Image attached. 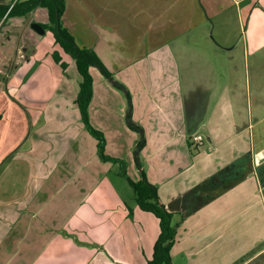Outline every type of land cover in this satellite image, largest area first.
Wrapping results in <instances>:
<instances>
[{"label":"crops","instance_id":"1","mask_svg":"<svg viewBox=\"0 0 264 264\" xmlns=\"http://www.w3.org/2000/svg\"><path fill=\"white\" fill-rule=\"evenodd\" d=\"M86 1L113 76L90 68L89 120L115 161L81 121L74 62L49 31L20 37L0 66V264H147L159 222L112 170L144 173L173 214L171 264H264V0ZM40 9L0 23L1 49Z\"/></svg>","mask_w":264,"mask_h":264},{"label":"trees","instance_id":"2","mask_svg":"<svg viewBox=\"0 0 264 264\" xmlns=\"http://www.w3.org/2000/svg\"><path fill=\"white\" fill-rule=\"evenodd\" d=\"M36 8L46 10L47 23L41 24V27L52 34L54 43L74 62L80 77L75 104L85 129L97 141L101 159L115 161L105 155L104 136L91 125L88 113L93 93V78L90 68H97L106 78H112V75L102 64L97 54L90 48L79 47L73 35L63 26L62 16L65 10V0H16L10 4L0 3V23L3 24L11 18L26 17ZM51 57L62 71L67 69L68 64L62 61L57 51H53ZM114 85L120 91H124L126 98L130 101L125 87L119 82H115ZM126 122L131 129L138 130L131 121L130 110L127 111ZM141 146L142 143L139 148ZM126 178L138 207L144 212L153 214L159 222V235L153 246L152 258L147 264H171L170 250L176 236V228L172 224L173 214L160 204L156 187L148 182L144 173H140V179L137 181L129 177Z\"/></svg>","mask_w":264,"mask_h":264},{"label":"rangeland","instance_id":"3","mask_svg":"<svg viewBox=\"0 0 264 264\" xmlns=\"http://www.w3.org/2000/svg\"><path fill=\"white\" fill-rule=\"evenodd\" d=\"M4 4H10L13 2V0H0ZM16 1V0H14ZM24 1V0H21ZM67 24H69L72 32L75 34L74 39L76 41V44L79 47H85V48H90V44L95 40L97 37V34L95 33V27L98 26L99 18L93 16V3L92 1H82V2H77L76 0H68V2L65 0V9L67 8ZM42 15H43V21L47 23V13L46 10L40 9ZM14 21L15 23L22 22L23 20L20 18H12L10 19ZM38 22V21H37ZM39 24V23H36ZM41 25V24H39ZM18 28L13 29V38H11L10 44H6L4 48L1 49L0 46V66L2 63V60L7 57V55H11L13 53V44L16 43L20 37L25 38L27 36V33H31L33 35H39L37 34L32 28H29L26 33H21V30L19 28V25H17ZM64 26V25H63ZM65 27V26H64ZM66 28V27H65ZM6 29H4L5 32ZM6 37L8 35H5ZM43 35H40V38ZM120 38H123V41L120 39L118 42H123L121 47L126 45L124 42H129V44H134L140 40V37L142 36L141 34H138L136 32L129 34H122L119 35ZM38 37V36H37ZM6 41V40H5ZM115 42V41H114ZM24 43V44H23ZM21 46H28L29 44L26 41H21L20 42ZM29 48V46H28ZM91 49V48H90ZM118 52H122L121 50H118ZM110 65H112V59L110 60ZM6 74H8L9 71H11L10 66H6ZM115 68V67H113ZM120 69V67H118ZM5 74V75H6ZM113 77V76H112ZM2 78L0 77V80ZM3 85V84H2ZM123 85V84H122ZM123 100V98H121ZM125 101V99H124ZM127 103V100H126ZM124 121V120H123ZM140 134V132H139ZM139 139V138H138ZM119 167V164H118ZM117 170H112L110 174L107 175V178L111 180L114 184L116 183L119 192L121 195L128 199V197H134L133 192L128 186L127 182L122 179L120 176L116 175Z\"/></svg>","mask_w":264,"mask_h":264},{"label":"water","instance_id":"4","mask_svg":"<svg viewBox=\"0 0 264 264\" xmlns=\"http://www.w3.org/2000/svg\"><path fill=\"white\" fill-rule=\"evenodd\" d=\"M30 27L39 35H44V29L41 27V25L32 23Z\"/></svg>","mask_w":264,"mask_h":264},{"label":"built area","instance_id":"5","mask_svg":"<svg viewBox=\"0 0 264 264\" xmlns=\"http://www.w3.org/2000/svg\"><path fill=\"white\" fill-rule=\"evenodd\" d=\"M202 140H203V138H202V136H200V135H196V136H194V137L192 138V141H193L194 143H197V144H200V143L202 142Z\"/></svg>","mask_w":264,"mask_h":264}]
</instances>
